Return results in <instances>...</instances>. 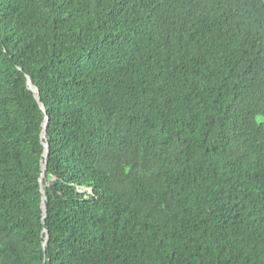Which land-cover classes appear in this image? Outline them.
<instances>
[{
    "label": "trees",
    "instance_id": "1",
    "mask_svg": "<svg viewBox=\"0 0 264 264\" xmlns=\"http://www.w3.org/2000/svg\"><path fill=\"white\" fill-rule=\"evenodd\" d=\"M0 264H264V0H0Z\"/></svg>",
    "mask_w": 264,
    "mask_h": 264
}]
</instances>
